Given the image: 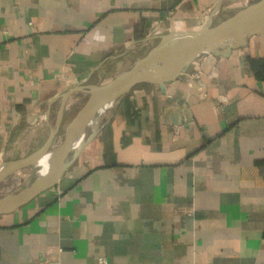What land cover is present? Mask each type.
Returning <instances> with one entry per match:
<instances>
[{"label":"crops","instance_id":"crops-1","mask_svg":"<svg viewBox=\"0 0 264 264\" xmlns=\"http://www.w3.org/2000/svg\"><path fill=\"white\" fill-rule=\"evenodd\" d=\"M255 1L0 0V163L44 144L66 91ZM260 61L264 33L110 103L56 184L0 214V264H264Z\"/></svg>","mask_w":264,"mask_h":264},{"label":"water","instance_id":"water-1","mask_svg":"<svg viewBox=\"0 0 264 264\" xmlns=\"http://www.w3.org/2000/svg\"><path fill=\"white\" fill-rule=\"evenodd\" d=\"M202 27L161 35L158 43L136 60L130 69L121 72L110 81L104 84H78L63 93L55 122L44 144L25 157L1 162L0 184L16 172L36 165L49 154H53L51 170L44 177H37L30 185L0 197V214L15 210L56 184L89 141L88 126L85 125L80 145L72 149L76 128L86 118L91 116L95 118L99 106L113 103L142 82L163 85L186 72L189 64L202 54L228 55L233 49L242 46L247 37L263 34L264 0L249 4L217 24L213 25L210 21L208 25ZM76 92H83L88 98L66 126L62 142L55 147L56 139L64 126L69 100Z\"/></svg>","mask_w":264,"mask_h":264},{"label":"rangeland","instance_id":"rangeland-1","mask_svg":"<svg viewBox=\"0 0 264 264\" xmlns=\"http://www.w3.org/2000/svg\"><path fill=\"white\" fill-rule=\"evenodd\" d=\"M215 17V16H214ZM226 18L225 15L223 14H217L215 18H213L212 24H217L220 21L224 20ZM88 98L87 94H82V93H77L74 95L72 102H71V106L69 107V110L66 112V117L64 120V126L62 131L60 132V134L58 135L56 142H55V147L60 144L63 140L64 137V130L66 128V124H68V119L70 118V116L72 114L77 113V111H79V109L84 105V103L86 102ZM100 112H97L95 118L97 119L99 116ZM53 124L55 122V114L53 115ZM92 125L89 124L88 126V136L90 135V130ZM38 170L39 167L37 165H32L30 167L24 168L18 172H16L15 174H13L12 176H9L5 181H3L0 184V197L4 196L7 193H12V192H16L19 189L26 187L28 185H30L37 177H38Z\"/></svg>","mask_w":264,"mask_h":264},{"label":"bare ground","instance_id":"bare-ground-1","mask_svg":"<svg viewBox=\"0 0 264 264\" xmlns=\"http://www.w3.org/2000/svg\"><path fill=\"white\" fill-rule=\"evenodd\" d=\"M214 15V14H213ZM213 15L206 20V22L204 23L203 27L208 25L209 22L212 20ZM216 16V15H215ZM215 18V17H214ZM202 27V28H203ZM118 100V99H117ZM110 104L106 103L103 104L101 106H99L98 111H103L107 108V106ZM106 111V110H105ZM112 111V110H111ZM110 111V112H111ZM108 112V111H107ZM107 114V113H106ZM101 116V115H100ZM107 116V115H106ZM101 119V118H100ZM89 124L93 125L94 127H96V118H94L93 116L86 118V120L76 128L74 134H73V142H72V149H75L78 145H80L81 140L84 137V126L86 125L89 126ZM91 128V127H90ZM93 131V130H92ZM92 138V137H91ZM52 158H53V154H49L46 155L45 157H43L41 160H39V162L36 164L39 167L38 170V177H44L45 175H47L49 173V171L52 168Z\"/></svg>","mask_w":264,"mask_h":264},{"label":"trees","instance_id":"trees-1","mask_svg":"<svg viewBox=\"0 0 264 264\" xmlns=\"http://www.w3.org/2000/svg\"><path fill=\"white\" fill-rule=\"evenodd\" d=\"M259 63H262V64H261V69L264 70V61H263V62L260 61ZM253 66H254V65H253ZM254 69H255V67H254ZM255 70H256V69H255Z\"/></svg>","mask_w":264,"mask_h":264}]
</instances>
